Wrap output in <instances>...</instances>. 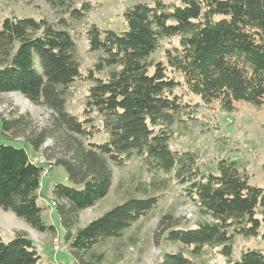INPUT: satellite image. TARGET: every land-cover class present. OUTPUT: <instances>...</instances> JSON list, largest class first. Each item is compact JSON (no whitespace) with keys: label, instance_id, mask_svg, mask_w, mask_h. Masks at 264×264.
Returning <instances> with one entry per match:
<instances>
[{"label":"trees","instance_id":"trees-1","mask_svg":"<svg viewBox=\"0 0 264 264\" xmlns=\"http://www.w3.org/2000/svg\"><path fill=\"white\" fill-rule=\"evenodd\" d=\"M45 1L70 20L90 9L73 0ZM122 16L120 31L86 26L94 58L85 73L67 19H0V93L18 92L49 110L42 126L28 113L0 115V208L38 232L56 230L43 220L38 192L44 168L32 161L27 144L66 172L69 184L53 183L50 195L74 264H101L104 252L95 245L121 237L148 216L162 196L158 191L172 181L183 186L199 217L188 224L170 213L160 216L157 239L178 247L164 251L158 264H204L194 258L207 247H219L228 264H264L258 248L245 247L232 258L236 235L260 237L264 246V186L251 184L229 157L201 163L195 151L169 147L176 128L193 119L198 106L183 101L176 88L222 112L239 101L264 104V0L137 1ZM172 37L177 45L164 48V62L155 61L151 54ZM77 79L90 81L81 117L66 108ZM96 134L103 138L94 140ZM16 138L25 145L12 142ZM47 139L51 144L42 148ZM133 156L151 176L147 185H134L141 195L132 192L80 225V213L111 189L113 166L122 167ZM0 264L46 263L28 233L16 230L8 241L0 237Z\"/></svg>","mask_w":264,"mask_h":264},{"label":"rangeland","instance_id":"rangeland-1","mask_svg":"<svg viewBox=\"0 0 264 264\" xmlns=\"http://www.w3.org/2000/svg\"><path fill=\"white\" fill-rule=\"evenodd\" d=\"M76 6L88 3L89 11L79 20L70 18L60 11L52 9L45 0H0V19L6 16H31L34 18L44 17L50 21H57L63 17L70 21V32L76 43V51L81 62V71L91 65L94 53L88 51L85 28L94 23L104 29L115 31L123 30L122 12L124 8L137 1L149 0H73ZM178 38L172 37L162 41V48L151 54L156 61H165L164 48L177 45ZM90 81L83 79L75 80L66 95V108L75 115L81 117L84 97ZM175 92L182 95L183 101L197 103V109L193 119L182 122L174 136L169 141L171 149H191L198 155L201 163L215 160L218 157H229L235 160L245 169L249 176V182L258 186H264V104L256 107L243 101L235 102L234 110L230 112L219 111L216 104L204 106L200 99L176 88ZM18 113H28L32 123L36 126L45 124L49 116V110L44 106L35 105L28 101L18 92L0 93V115L10 117ZM97 124H100L99 119ZM102 134H96L94 140L102 139ZM222 138L227 143H220ZM15 144H24L21 138L12 140ZM47 139L42 145H50ZM25 145V144H24ZM26 149L31 158L46 154L39 150L33 151L27 144ZM41 148V149H42ZM151 176L140 164L139 158L133 156L122 166H113V183L108 194L95 205L84 209L80 213V225L99 216L113 205L122 201L128 194L141 195L134 191V185L147 183ZM61 182L69 184L66 172L61 165L47 167V172L41 176L38 204L44 207L43 220L55 225L56 230L47 232L46 238L49 244L37 245L44 263L49 264H74L73 259L63 244V228L58 222L51 204L50 189L53 183ZM162 196L156 207L146 216L139 218L131 227L124 231L119 238H112L95 245L94 250L104 252V260L101 264H158V260L164 251L175 250L178 245L157 239L156 225L161 215L170 213L174 217L183 220L182 223H193L198 217L196 207L183 194V186L172 181L161 187L158 191ZM6 211L0 208V237L3 241L12 238L13 228L21 230L23 225L29 226L23 219L14 213V221L5 217ZM58 234L60 249L53 252L51 239ZM49 236V237H48ZM245 247L258 248L264 253V246L260 237H242L236 235L232 258H238L240 251ZM219 247H207L202 255L194 260L204 264H228L225 258L218 252Z\"/></svg>","mask_w":264,"mask_h":264},{"label":"crops","instance_id":"crops-1","mask_svg":"<svg viewBox=\"0 0 264 264\" xmlns=\"http://www.w3.org/2000/svg\"><path fill=\"white\" fill-rule=\"evenodd\" d=\"M12 214H13L12 211L7 210L5 213V217L11 221H14L15 219H14V216ZM20 229L26 231L28 233V236L34 241V243L36 245H38V244L39 245H45L46 243L49 244V240H48V238H46L47 232H38L35 229H33L32 227L27 226V225L21 226ZM12 230L13 231L17 230V228H13ZM37 250H38V247H37ZM38 252H39V250H38Z\"/></svg>","mask_w":264,"mask_h":264},{"label":"built area","instance_id":"built-area-1","mask_svg":"<svg viewBox=\"0 0 264 264\" xmlns=\"http://www.w3.org/2000/svg\"><path fill=\"white\" fill-rule=\"evenodd\" d=\"M32 159V161L34 162V163H37V164H39V165H42L43 166V172H42V174H45L46 172H47V167L48 166H52V162H50V161H47L44 157H42V156H35V157H33V158H31ZM51 204H53L52 203V201H51ZM60 241H61V239H60V237H59V235L58 234H55L53 237H52V239H51V249L53 250V252H57L59 249H60Z\"/></svg>","mask_w":264,"mask_h":264}]
</instances>
